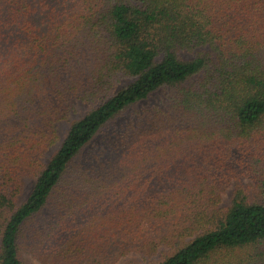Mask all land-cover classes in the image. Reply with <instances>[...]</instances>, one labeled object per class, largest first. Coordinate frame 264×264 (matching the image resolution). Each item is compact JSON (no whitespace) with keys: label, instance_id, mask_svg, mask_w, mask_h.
<instances>
[{"label":"trees","instance_id":"obj_1","mask_svg":"<svg viewBox=\"0 0 264 264\" xmlns=\"http://www.w3.org/2000/svg\"><path fill=\"white\" fill-rule=\"evenodd\" d=\"M25 253L264 264V0H0V264Z\"/></svg>","mask_w":264,"mask_h":264},{"label":"rangeland","instance_id":"obj_2","mask_svg":"<svg viewBox=\"0 0 264 264\" xmlns=\"http://www.w3.org/2000/svg\"><path fill=\"white\" fill-rule=\"evenodd\" d=\"M127 83H128V81L124 80L120 84H118L115 89L117 90V89L121 88L122 86L126 85ZM165 100H166V91L160 90L159 92L152 95L148 100L139 104L138 109L142 110L144 108H149V107L164 106ZM76 109H77L76 114L71 117V120L76 119V118L77 119L81 118L82 116H84L86 114V112L88 111L89 108H88V106L80 105V106H77ZM128 117H129L128 115L123 116L122 118L118 119V122L120 123V122L124 121L125 119H128ZM67 129H68V125L62 123L61 127H60V133H61L62 137H63L64 133H66ZM95 143L99 144V139H97L95 141ZM58 147L59 146L57 145V146L51 148L49 150V152L47 153L46 159H49ZM34 185H35L34 179H28L24 182V188H23V193H22V197H21L20 202L25 201V199L28 197V195L32 191ZM224 201H225V203L228 201V198L226 195L224 196ZM23 258H24V264H42L40 261H38L35 257H33L29 253H25L23 255ZM144 263H145V261H143L138 255H131V256L123 259L119 264H144Z\"/></svg>","mask_w":264,"mask_h":264}]
</instances>
